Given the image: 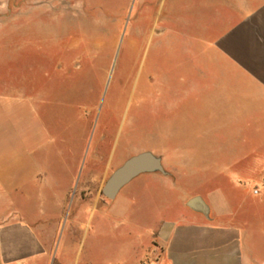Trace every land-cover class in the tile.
<instances>
[{
	"label": "rangeland",
	"instance_id": "1",
	"mask_svg": "<svg viewBox=\"0 0 264 264\" xmlns=\"http://www.w3.org/2000/svg\"><path fill=\"white\" fill-rule=\"evenodd\" d=\"M170 3L0 0V217L20 208L38 215L47 210L56 236L42 264H138L140 242L164 213V200L177 193L173 180L164 176L149 204L145 197L134 204L131 185L142 173L137 175L116 197L125 215L113 216L103 206L116 199L101 195L105 177L126 158L162 147L164 141L152 135L170 124L164 115L148 114L162 106L167 81L173 88L167 95L182 90L183 109L194 98H224L223 71L194 49L195 27L183 28L193 8ZM220 6H206L201 19L214 21ZM188 128L191 134V121ZM104 149L106 157L97 163ZM154 153L163 156L178 186L191 193L214 186L194 184L192 155ZM239 180L226 187L238 197L237 220L264 243V184ZM41 184L60 191L45 203Z\"/></svg>",
	"mask_w": 264,
	"mask_h": 264
},
{
	"label": "crops",
	"instance_id": "2",
	"mask_svg": "<svg viewBox=\"0 0 264 264\" xmlns=\"http://www.w3.org/2000/svg\"><path fill=\"white\" fill-rule=\"evenodd\" d=\"M217 1L221 6L214 21L204 22L205 7ZM170 2L173 0H161L160 6H171ZM176 2L179 7L193 8L192 20L184 21L183 28L195 27L198 48L194 49L217 63L226 90L223 100L209 97L206 102L194 96L192 106L183 109L182 90L176 87L175 95H167V90L172 93L173 89L167 81L162 106L148 115L155 119L164 115L170 127L152 135L164 143L149 151L175 150L192 155L188 165L193 169L194 184L214 186L191 193L178 186L167 171L143 172L133 181L131 188L137 192H131L130 201L134 204L144 197L149 204L153 192L163 185L164 176L173 180L177 192L164 200V213L157 214L158 223L147 231L149 239L140 242L138 264L156 245L162 250L157 264H264V243L255 239L241 218L237 220L233 203L238 197L226 191L227 186L239 185L241 178L264 184V0ZM201 4L207 5L201 9ZM198 5L200 10L196 11ZM190 121L191 134L186 132ZM190 135L186 141L184 137ZM222 156L223 162L219 161ZM40 186L45 203L59 190L52 185ZM197 195L208 204V213L188 205ZM117 198L110 206H103L110 215L123 216L117 209ZM45 211L38 215L20 208L17 214L0 217V264H42L48 258L56 235L50 231L55 220Z\"/></svg>",
	"mask_w": 264,
	"mask_h": 264
},
{
	"label": "water",
	"instance_id": "3",
	"mask_svg": "<svg viewBox=\"0 0 264 264\" xmlns=\"http://www.w3.org/2000/svg\"><path fill=\"white\" fill-rule=\"evenodd\" d=\"M147 171L166 172L162 158L152 151H144L128 158L109 176L102 190L107 197L113 199L125 184ZM187 203L193 209L205 213L209 211L208 204L199 195L191 197Z\"/></svg>",
	"mask_w": 264,
	"mask_h": 264
},
{
	"label": "built area",
	"instance_id": "4",
	"mask_svg": "<svg viewBox=\"0 0 264 264\" xmlns=\"http://www.w3.org/2000/svg\"><path fill=\"white\" fill-rule=\"evenodd\" d=\"M254 191L258 192L259 188L255 187ZM161 255L162 250L159 246L156 245L155 250L151 253V255H149L142 261V264H157L161 258Z\"/></svg>",
	"mask_w": 264,
	"mask_h": 264
},
{
	"label": "flooded vegetation",
	"instance_id": "5",
	"mask_svg": "<svg viewBox=\"0 0 264 264\" xmlns=\"http://www.w3.org/2000/svg\"><path fill=\"white\" fill-rule=\"evenodd\" d=\"M104 141H106V137L104 136L103 138H102V142H104ZM106 151L107 150H103V151H100V150H98V154H97V157H98V159H97V163H101L102 161H103V159L106 157L105 155H106ZM131 157V156H130ZM130 157H128V158H130ZM128 158H126V160L128 159ZM125 160V161H126ZM124 161V162H125ZM120 166V165H119ZM118 166V167H119ZM85 167H86V165L84 164V163H82L81 164V169H82V172L84 171V169H85ZM81 174V173H80ZM112 173H110L109 175H107L106 177H105V182L107 181V179L109 178V176L111 175ZM94 171H92L91 172V176H90V178L91 179H93L94 178ZM105 184V183H104ZM104 186V185H103ZM102 189H103V187H102ZM101 189V195H104V196H106L105 194H104V192H103V190ZM107 197V196H106ZM107 198H109V197H107ZM111 199V198H110Z\"/></svg>",
	"mask_w": 264,
	"mask_h": 264
}]
</instances>
